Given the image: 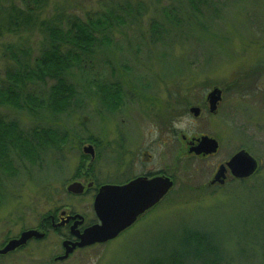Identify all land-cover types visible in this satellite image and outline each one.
Here are the masks:
<instances>
[{
    "label": "rangeland",
    "instance_id": "374dc122",
    "mask_svg": "<svg viewBox=\"0 0 264 264\" xmlns=\"http://www.w3.org/2000/svg\"><path fill=\"white\" fill-rule=\"evenodd\" d=\"M127 1L133 9L143 4L138 20L122 12ZM157 1L0 0V29L10 24L15 9L26 10L29 6L36 11L39 22L52 21L63 13L65 28L69 17L113 22L105 32L106 38L87 56L84 68L82 64V68L77 66L69 73L68 79L77 84L79 95L67 113L52 116L39 105L36 113L0 107V115L6 120H17L27 129L34 123L54 126L62 139L58 147L47 148L36 164L16 162L15 175L2 173L0 241L6 233L15 237L34 229L58 206L91 212L92 199L58 192L61 185L72 184L70 180L85 163L83 146L88 144L82 140L87 135L82 134L79 141L74 135L83 132L86 117L100 121L104 116L114 122L122 116L150 115L152 109L153 116L180 118L174 122L178 131L191 136L210 134L221 143L215 157L196 159L184 166L174 164L178 142L159 147V161L174 167L177 176L173 192L115 239L54 261L62 245L51 234L44 240L31 241L13 255L0 257V264H147L151 256L162 257L175 248L183 250L185 232L193 228L212 233L224 247V259L230 264H264V0H212L210 8L202 6L200 13L191 11L188 0ZM165 7L175 8V18L169 25V35L155 41L151 23L156 20L167 24ZM179 18L181 21H177ZM97 37L102 36L97 33ZM46 43L47 36L39 24L28 30L22 27L18 33L3 30L0 80L7 79L8 70L17 68V59L27 60L21 50L29 49L32 63ZM94 74L105 82L116 79L128 85L125 100L136 103L125 107L123 102L113 111L96 103L90 95L95 86L88 83ZM54 82L49 79L45 85L35 87L48 91ZM214 88L225 90L219 113L194 119L186 101L190 99V105L196 107L198 95ZM177 101L179 110L170 111ZM50 117L55 118L53 122L48 121ZM242 149L259 161L258 171L250 180L216 192L200 188L217 162Z\"/></svg>",
    "mask_w": 264,
    "mask_h": 264
},
{
    "label": "trees",
    "instance_id": "16d2710c",
    "mask_svg": "<svg viewBox=\"0 0 264 264\" xmlns=\"http://www.w3.org/2000/svg\"><path fill=\"white\" fill-rule=\"evenodd\" d=\"M42 2V0H36ZM158 3L160 0L157 1ZM191 11L194 13L202 12V6L210 8L212 0H188ZM130 2L122 5V12L137 16L142 15L144 7L138 3L136 8L130 6ZM115 13L117 10H114ZM164 20L162 22L154 20L151 23V35L153 40H162L169 35V25L173 23L175 8L165 7ZM138 13V15H135ZM112 14V13H111ZM116 18V17H115ZM193 18V16H192ZM181 19H177V21ZM67 26L63 25L64 15L59 13L52 21H38L36 11L30 6L26 9H15L13 16H10V24L6 28L0 29V36L3 30L7 32H20L22 27L28 30L37 24L47 36V43L42 48L41 54L34 61L30 62L29 49L21 50V54L27 58L25 62L18 60V66L12 71H7V79L0 80V107H9L14 110L27 113H36V106L46 109L52 116H59L67 113L73 106L78 97V86L68 79L69 73L73 68L79 66L84 68V62H88L94 52V47L106 38L105 33L113 25L110 19L107 25L102 20L89 18L87 22L78 17H69ZM99 33L102 37H97ZM107 41L108 37H107ZM163 41V40H162ZM87 60V61H86ZM115 76V70H111V75ZM96 74L92 79H88L89 84L97 86V92L108 110H117L122 105V97L119 92H113L109 88L122 84L119 80L108 82L96 79ZM55 82L48 91H41L35 85L47 83V80ZM83 104V100L80 101ZM54 121V117L48 118ZM34 123V122H33ZM59 130L54 126H41L37 123L27 129L20 125L17 120H6L0 115V196L3 194V176H13L17 173L16 162L27 160L31 164H36L42 153L47 148L58 147L61 141ZM183 250L175 248L170 254L162 257H149L147 264H230L224 259V247L218 242L217 238L204 229L193 228L185 232L183 237ZM264 254V246H263Z\"/></svg>",
    "mask_w": 264,
    "mask_h": 264
},
{
    "label": "flooded vegetation",
    "instance_id": "af4514ba",
    "mask_svg": "<svg viewBox=\"0 0 264 264\" xmlns=\"http://www.w3.org/2000/svg\"><path fill=\"white\" fill-rule=\"evenodd\" d=\"M113 77H115L114 74ZM112 87L118 88L116 91L119 92V97H122V101L124 102L122 106H132V100H125L130 91L127 89L129 88L128 85L122 83ZM96 88L97 86L95 85V91H92V94L90 95L95 99L94 101L96 103L99 102L102 107H104ZM212 90L213 89L209 90L208 93H205L204 90L202 95H198V103L196 107L199 108V115H194V119H204L207 116L217 115L219 113L220 106L225 98V90L221 89V100L217 103L216 110L211 111L209 93ZM188 101H186V105L188 104L187 107L189 112H191V108L193 107L190 105L191 100L189 99ZM133 103H136V101ZM141 103L142 102L140 101L138 105ZM173 103L176 107L173 106L170 109L169 106V109L172 112L175 110L177 112L180 105L177 104L178 101ZM179 103H181V101H179ZM133 106L135 107V105ZM149 113L150 115L141 117L134 115L122 116V118H117V121L114 122L104 116L100 117V121H95L96 118L93 117H86V119H84L85 121L82 122V124H84L83 132L79 131L74 135L75 139L78 141L83 138L82 142L84 140L87 141L86 143L88 145L83 146L84 155L82 156V161H85V165H80L76 175L72 180H70L72 183L79 182L83 191L80 193L69 191L68 187L71 184L70 183L66 187L61 185L58 192L61 194L65 192L68 195L81 196L85 199H92L91 205L89 206L91 209L89 210H91L94 215L90 217L91 212L80 213L75 208H73V210L68 207L58 206L53 211H50L49 214L44 216L40 220V223L34 227V229L46 233L44 238H33L24 246L18 247L8 253L0 254V257L13 255L26 247L31 241L44 240L51 234H55L59 238L62 246L60 254L54 256L53 260L62 261L58 259V257L63 256L66 252L64 242H71V244L79 242L80 238L78 237V233H83L87 227L99 222L94 203L102 187L127 186L135 181L152 182L158 178H170L173 181L172 188L169 189V191L158 203L148 208L140 217L151 212L158 204L164 202L170 197V194L173 192V188L177 182V176L173 171L174 167L164 164L162 159L159 161V147L178 142L179 150L177 151L175 156L176 158L174 160V164L176 166H184L186 163L196 159L206 161L209 158L215 157L219 153L221 143L216 137L206 133H199L192 136L190 134L188 135V133H185L182 130L178 131L174 127V122L177 119H180L177 118V116H153L154 114H152V109H149ZM84 133L87 135L86 137L82 136ZM204 136H209L218 141L219 147L217 152L197 154L195 151H191L192 148H195L200 144V139ZM235 153H237V151ZM235 153L230 155L228 158L217 162L211 170L208 180L203 182L200 188L216 192L237 182L246 183L257 173L256 172L248 178L236 177L232 173L231 168L227 165V162ZM221 166L225 167L223 176L220 179H216V175ZM74 225H76L75 228H73ZM4 236L5 237L0 241V249L4 248L11 239L19 237L20 234L14 237L13 235L6 233ZM87 247L89 246H77L67 258L77 251Z\"/></svg>",
    "mask_w": 264,
    "mask_h": 264
},
{
    "label": "water",
    "instance_id": "95a60500",
    "mask_svg": "<svg viewBox=\"0 0 264 264\" xmlns=\"http://www.w3.org/2000/svg\"><path fill=\"white\" fill-rule=\"evenodd\" d=\"M222 91L214 88L209 93L211 111H215L217 103L221 100ZM194 115H199V108H191ZM219 147L218 141L209 136L200 139V144L192 148L197 154L215 153ZM232 173L238 178H248L254 175L259 168V161L249 151L242 149L235 153L227 162ZM225 167L221 166L216 179L223 176ZM173 181L170 178H158L152 182L135 181L127 186H104L96 197L94 207L99 222L87 227L83 233H78L80 241L77 243L64 242L65 254L58 257L66 259L76 248L91 246L97 243H105L118 237L124 230L134 224L138 218L150 207L158 203L171 189ZM68 190L74 193L83 191L79 182L69 185ZM82 217V216H79ZM76 225L73 226L75 228ZM45 232L31 229L21 233L18 238L11 239L0 254H5L24 246L33 238L42 239Z\"/></svg>",
    "mask_w": 264,
    "mask_h": 264
}]
</instances>
